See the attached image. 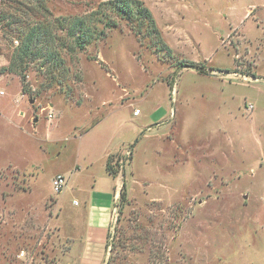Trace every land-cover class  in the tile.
Instances as JSON below:
<instances>
[{
	"label": "rangeland",
	"instance_id": "obj_1",
	"mask_svg": "<svg viewBox=\"0 0 264 264\" xmlns=\"http://www.w3.org/2000/svg\"><path fill=\"white\" fill-rule=\"evenodd\" d=\"M28 1H0L48 27L25 90L0 27V264H64L74 195L52 178L123 149L110 264H264V0H141L164 44L109 0Z\"/></svg>",
	"mask_w": 264,
	"mask_h": 264
},
{
	"label": "crops",
	"instance_id": "obj_2",
	"mask_svg": "<svg viewBox=\"0 0 264 264\" xmlns=\"http://www.w3.org/2000/svg\"><path fill=\"white\" fill-rule=\"evenodd\" d=\"M120 151L124 154V149ZM120 151H106L100 173L95 174L89 170L88 175H82L87 176L84 180L80 177L81 169L69 172L65 187L72 189L74 198L69 207L68 227H59L63 240L68 244L63 254L64 264L107 263L110 255L108 243L121 195L122 180L121 175L113 176L107 171L106 161L109 155ZM63 191L64 189L60 193ZM78 195L82 196L81 199L77 198ZM75 200L78 201L77 204L74 203ZM55 205H58V199ZM59 217L60 211L57 219Z\"/></svg>",
	"mask_w": 264,
	"mask_h": 264
},
{
	"label": "trees",
	"instance_id": "obj_3",
	"mask_svg": "<svg viewBox=\"0 0 264 264\" xmlns=\"http://www.w3.org/2000/svg\"><path fill=\"white\" fill-rule=\"evenodd\" d=\"M15 1V0H14ZM29 3L32 0L28 1ZM36 9L42 10L43 1L37 0ZM26 5H28L26 3ZM106 5L112 10L118 12V14H123L124 18H127L130 22H135L136 25H132L135 32L141 35V31H143L144 27H149L151 31L156 32L154 36L159 38V42L162 41V37L160 36L159 29L156 27L155 18L151 12V10L144 4L141 0H109ZM45 8V7H44ZM31 10L35 11L34 7H31ZM98 12L91 13L90 16L87 17H78L75 18L71 26L69 27V35L75 36V44L79 48H83L85 42H91L93 40L94 29L95 26H91L90 22L94 18V16ZM36 14V13H32ZM32 15L24 14L23 16L15 15V14H3L0 12V27L4 31V35L6 37L9 36H18L20 38V44L14 48L12 58L10 60V66L7 70L12 72H18L23 81V88L25 90V82H26V69L29 66L30 60L32 57L39 56L44 51V33L48 30V27L43 26L41 23L37 24V20L32 18ZM89 17V25L87 24V18ZM93 17V18H91ZM111 17V16H110ZM96 18V19H95ZM94 22L101 20L99 17H95ZM110 20H112L110 18ZM76 23L73 25V23ZM112 21L107 22V25L110 26ZM79 32V33H78ZM103 34V33H102ZM152 34V32H151ZM50 35V34H49ZM48 35V36H49ZM163 43V41H162ZM164 44V43H163ZM186 67L195 68L200 73H206L205 66L201 63H197L195 61H188L184 64ZM5 69V68H4ZM118 158L115 160V154L109 155L106 161V169L107 171L113 175L117 176L119 170L121 169L120 158L122 155H117ZM121 198L123 200L127 199L125 190L121 191ZM110 239V238H109ZM110 244L108 243V247ZM114 256L111 254L107 260L106 264H110L113 260Z\"/></svg>",
	"mask_w": 264,
	"mask_h": 264
},
{
	"label": "built area",
	"instance_id": "obj_4",
	"mask_svg": "<svg viewBox=\"0 0 264 264\" xmlns=\"http://www.w3.org/2000/svg\"><path fill=\"white\" fill-rule=\"evenodd\" d=\"M1 1V0H0ZM1 12V11H0ZM250 107L252 108L253 105L251 104ZM140 113V110L139 109H136L134 111V114H139ZM130 152H127L126 155H122V157L120 158V163H121V169H123L122 167L124 166L125 162L127 161V155H129ZM68 183V179L65 175L63 174H57L55 175V177L53 178L52 180V184H53V187H54V191L56 193H60L64 188L65 186L67 185ZM74 203H78V201H74ZM111 239V237H110Z\"/></svg>",
	"mask_w": 264,
	"mask_h": 264
}]
</instances>
